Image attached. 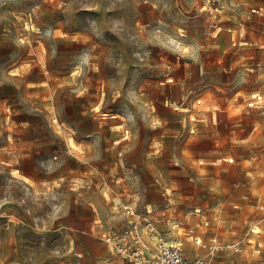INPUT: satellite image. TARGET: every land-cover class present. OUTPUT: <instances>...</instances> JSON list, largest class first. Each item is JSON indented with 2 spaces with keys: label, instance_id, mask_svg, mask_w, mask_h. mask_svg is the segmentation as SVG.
<instances>
[{
  "label": "rangeland",
  "instance_id": "obj_1",
  "mask_svg": "<svg viewBox=\"0 0 264 264\" xmlns=\"http://www.w3.org/2000/svg\"><path fill=\"white\" fill-rule=\"evenodd\" d=\"M252 6L0 0V264H98L132 208L185 253L188 225L207 222L205 241L222 232L199 250L211 264H264Z\"/></svg>",
  "mask_w": 264,
  "mask_h": 264
},
{
  "label": "built area",
  "instance_id": "obj_2",
  "mask_svg": "<svg viewBox=\"0 0 264 264\" xmlns=\"http://www.w3.org/2000/svg\"><path fill=\"white\" fill-rule=\"evenodd\" d=\"M229 5L234 7L235 3L229 2ZM262 9L264 7L252 6L248 11L264 15ZM262 78H264V69H262ZM253 98L257 100V94ZM130 214L133 217L128 220L127 226L122 231L115 233L107 230L101 234V239L107 245L108 254L102 256L98 264H211V256L199 253L200 248H207L209 253L213 254L219 244L217 231H211L213 235L205 241L207 222H201L195 227H187L186 242L191 251L185 253L183 247L185 241L175 237L168 239L161 235L153 216L142 217L139 213L134 214L133 208ZM231 247L234 251L239 250L236 243Z\"/></svg>",
  "mask_w": 264,
  "mask_h": 264
},
{
  "label": "bare ground",
  "instance_id": "obj_3",
  "mask_svg": "<svg viewBox=\"0 0 264 264\" xmlns=\"http://www.w3.org/2000/svg\"><path fill=\"white\" fill-rule=\"evenodd\" d=\"M68 144H69V147H77L75 141L73 140V138H69L68 139ZM11 174L14 175L15 177H18V178H23L24 180H28V178L24 175H21L19 172H17L16 170L14 169H11ZM26 182V181H25Z\"/></svg>",
  "mask_w": 264,
  "mask_h": 264
},
{
  "label": "crops",
  "instance_id": "obj_4",
  "mask_svg": "<svg viewBox=\"0 0 264 264\" xmlns=\"http://www.w3.org/2000/svg\"><path fill=\"white\" fill-rule=\"evenodd\" d=\"M188 226H189V225H188ZM220 232H221V231H220ZM220 232H219V230L217 231V234H219V236H221V233H222V232H221V233H220ZM174 234H175V233H174ZM166 238L169 239L170 237L167 236ZM175 238H178V237L175 236ZM180 239H181V238H180Z\"/></svg>",
  "mask_w": 264,
  "mask_h": 264
}]
</instances>
